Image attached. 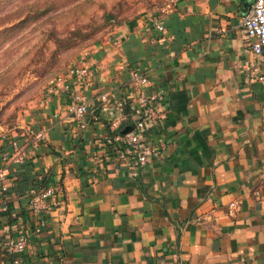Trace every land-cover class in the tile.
Returning a JSON list of instances; mask_svg holds the SVG:
<instances>
[{
  "label": "crops",
  "instance_id": "1",
  "mask_svg": "<svg viewBox=\"0 0 264 264\" xmlns=\"http://www.w3.org/2000/svg\"><path fill=\"white\" fill-rule=\"evenodd\" d=\"M253 1L172 0L162 32L143 12L86 54L91 82L47 86L0 142V264H264V49L254 54L241 29ZM133 70L161 96L144 134L157 153L143 168L109 141L137 119ZM79 90L81 120L71 110ZM49 185L59 203L36 232L28 197ZM21 233L27 246L9 255L3 243Z\"/></svg>",
  "mask_w": 264,
  "mask_h": 264
},
{
  "label": "rangeland",
  "instance_id": "2",
  "mask_svg": "<svg viewBox=\"0 0 264 264\" xmlns=\"http://www.w3.org/2000/svg\"><path fill=\"white\" fill-rule=\"evenodd\" d=\"M172 0H0V142L11 139L50 79L115 28ZM10 137V138H9Z\"/></svg>",
  "mask_w": 264,
  "mask_h": 264
},
{
  "label": "built area",
  "instance_id": "3",
  "mask_svg": "<svg viewBox=\"0 0 264 264\" xmlns=\"http://www.w3.org/2000/svg\"><path fill=\"white\" fill-rule=\"evenodd\" d=\"M150 22L153 27L162 32L164 30L163 23L159 15L150 17ZM243 35L248 39V44L251 51L260 55L264 49V0H254L247 13L243 16L241 22ZM131 76L130 87L133 91H138L132 99V104H135L134 111L137 119L132 128L125 133H115L109 141L114 145L117 157L122 159L128 165L136 168H143L147 165L152 155L157 153V148L147 142L144 135L159 119V110L156 107V102L160 99L159 93L146 94L143 87L147 85L148 80L146 75L139 71L133 70ZM94 76L93 69L86 64L79 62L78 64L69 66L63 73L56 75L48 82L50 89L57 85H62L65 90L70 88L71 84H87L92 81ZM101 100L107 98V93L101 92ZM73 105L71 110L74 117L81 120L85 113L88 112V103L85 100L82 90L72 93ZM74 102H77L75 105ZM119 107H123L122 103H118ZM110 126L116 128L117 122L112 121ZM44 139L43 132L36 134V140ZM13 148L19 151L16 141L11 142ZM17 155L16 157H19ZM8 158V153L0 150V216L7 210L5 196L8 189L7 184V167L5 162ZM61 188L56 185L44 186L37 190H32L28 197V206L32 214L38 220L34 230L39 232L44 225V216H46L57 204ZM233 204L231 203L230 206ZM29 235L27 233L19 234L15 239L8 240L3 243V248L9 255H18L27 246Z\"/></svg>",
  "mask_w": 264,
  "mask_h": 264
},
{
  "label": "water",
  "instance_id": "4",
  "mask_svg": "<svg viewBox=\"0 0 264 264\" xmlns=\"http://www.w3.org/2000/svg\"><path fill=\"white\" fill-rule=\"evenodd\" d=\"M123 133H125V132H123Z\"/></svg>",
  "mask_w": 264,
  "mask_h": 264
}]
</instances>
